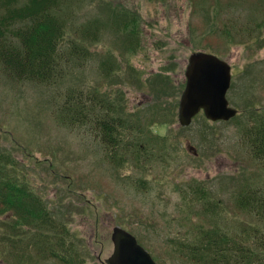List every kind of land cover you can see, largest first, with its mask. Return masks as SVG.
I'll list each match as a JSON object with an SVG mask.
<instances>
[{
	"label": "rangeland",
	"instance_id": "374dc122",
	"mask_svg": "<svg viewBox=\"0 0 264 264\" xmlns=\"http://www.w3.org/2000/svg\"><path fill=\"white\" fill-rule=\"evenodd\" d=\"M79 8L75 24L94 23L99 35L57 84L15 80L0 64V147L52 217L67 225L68 243L87 264L106 262L116 226L156 264H185L179 241L191 243L199 225L236 230L246 216L231 201L235 191L264 187V164L251 160L240 137L248 115L264 110V23L234 43L221 35L229 23L264 22V0H84ZM129 12L141 18L139 36L123 32ZM201 52L230 65L226 99L237 115L211 122L200 112L183 128L178 108L188 58ZM72 88L116 99L123 120L140 125L144 143L161 142L146 143L152 160L115 166L92 132L61 125L59 95ZM200 190L218 209L212 222L191 199Z\"/></svg>",
	"mask_w": 264,
	"mask_h": 264
},
{
	"label": "trees",
	"instance_id": "16d2710c",
	"mask_svg": "<svg viewBox=\"0 0 264 264\" xmlns=\"http://www.w3.org/2000/svg\"><path fill=\"white\" fill-rule=\"evenodd\" d=\"M83 2L0 0V64L8 75L15 80L48 86L64 79L67 69H73L75 60L81 61L86 57L87 47L96 43L99 35L94 23L75 24L79 5ZM127 16L129 18L122 26L124 34L137 35L141 18L130 12ZM263 23L250 27L229 23L221 35L229 43H234L235 37L251 38ZM119 28L117 26V30ZM132 50L127 51L130 54ZM60 98L63 100L59 101L56 109L58 122L67 128H86L92 132L104 146L109 163L116 166L130 161L141 165L152 160V152L146 148L148 142L140 139L144 135L140 125H128L129 119L123 120L116 99L102 98L96 92L88 93L80 88L68 89L59 95ZM257 113L248 115L240 137L251 160L264 164V110L260 108ZM148 144L154 148L161 142L155 138ZM17 167L15 158L0 148V263L8 262L12 257L13 262L9 264H87L77 246L68 243L66 226L50 215ZM235 192L231 201L246 219L237 223L238 227L233 231L221 223L213 225V229L197 226L196 238L191 243L185 246L184 241H179L187 252L185 264H264V187L249 185ZM204 193L196 191L191 199L199 204L200 214L212 215L207 220L212 222L218 209ZM24 227H30L31 231H25ZM35 229L50 231L48 236L51 238L42 236L40 252L43 253L31 257L25 254L24 238ZM34 248L35 253L37 247Z\"/></svg>",
	"mask_w": 264,
	"mask_h": 264
},
{
	"label": "water",
	"instance_id": "95a60500",
	"mask_svg": "<svg viewBox=\"0 0 264 264\" xmlns=\"http://www.w3.org/2000/svg\"><path fill=\"white\" fill-rule=\"evenodd\" d=\"M185 78L178 110L180 126H189L201 110L212 122L229 121L236 116L237 111L228 106L226 99L231 83V67L227 62L205 52L192 54ZM111 241L113 252L108 264H156L129 232L114 228Z\"/></svg>",
	"mask_w": 264,
	"mask_h": 264
},
{
	"label": "bare ground",
	"instance_id": "6f19581e",
	"mask_svg": "<svg viewBox=\"0 0 264 264\" xmlns=\"http://www.w3.org/2000/svg\"><path fill=\"white\" fill-rule=\"evenodd\" d=\"M180 127H182V126H180ZM188 127V126H187ZM187 127H183V128H187ZM1 148V147H0ZM2 149V148H1ZM5 150V149H4ZM8 152V151H7ZM36 194V193H35ZM38 196V195H37ZM39 197V196H38ZM47 208V207H46ZM49 213H50V210L47 208L46 209ZM50 215L52 216V214L50 213ZM55 218V217H54ZM56 219V218H55ZM57 221H60V222H62L61 220H59V219H56ZM65 226H66V229H67V225L64 223V222H62ZM114 228H121V229H123V230H125L124 228H122V227H119V226H116V227H114ZM113 228V229H114ZM113 229H112V231H113ZM24 230L25 231H31V228L30 227H24ZM68 230V229H67ZM125 231H127V230H125ZM49 232L50 231H48V232H44L42 229H35L34 231H32L31 233H30V236L29 237H27V238H24V242H25V246H24V249H25V254L26 255H30L31 257H37L38 255H37V253H39L40 251H41V248H42V243H40V239H41V241H42V236H44L45 238H51V236H48V234H49ZM68 232H69V230H68ZM128 232V231H127ZM130 233V232H129ZM44 234V235H43ZM131 234V233H130ZM111 235H112V232H111ZM111 235H110V240H111ZM132 235V234H131ZM37 241V242H35L34 241V239ZM136 239V238H135ZM138 242V241H137ZM111 243H112V241H111ZM24 244V243H23ZM139 244V243H138ZM140 245V244H139ZM37 247L36 248V251L37 252H35L34 253V251H35V248L34 247ZM141 246V245H140ZM112 247H113V244H112ZM147 251V250H146ZM112 252H113V249H112ZM148 252V251H147ZM40 253H43V252H40ZM111 255H112V253H111ZM110 255V256H111ZM109 256V257H110ZM109 259V258H108ZM108 259L106 260V262H103V261H100V260H98L99 262H100V264H108L107 263V261H108ZM156 263V262H155ZM2 264H5V263H2ZM28 264H31V263H28ZM35 264H42V263H35ZM50 264V263H49Z\"/></svg>",
	"mask_w": 264,
	"mask_h": 264
}]
</instances>
